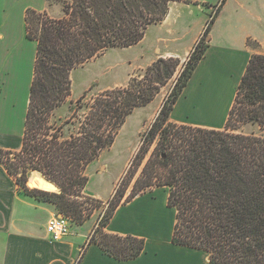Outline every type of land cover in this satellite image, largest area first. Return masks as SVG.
<instances>
[{"label":"trees","instance_id":"16d2710c","mask_svg":"<svg viewBox=\"0 0 264 264\" xmlns=\"http://www.w3.org/2000/svg\"><path fill=\"white\" fill-rule=\"evenodd\" d=\"M172 1L46 0L48 10L62 5L55 18L46 11H25L26 36L36 42L33 77L21 147L18 152L0 149V164L24 194L53 204L72 223H85L91 212L78 202L93 201L84 194L86 169L112 146L125 119L151 103L172 79L180 60L159 58L141 80L131 79L126 87L88 101L83 94L63 123L51 122L71 94L70 73L110 49L138 44L149 26L166 18ZM208 32L209 26L204 35ZM207 49V42L199 40L183 63L147 133V144L157 139L160 160L151 171L150 162L145 165L147 180L135 182L126 202L144 188L163 187L167 207L175 211L173 245L205 252L210 264H264V56L250 57L222 130L173 132L169 121ZM247 128L259 133L243 134ZM33 171L55 183L60 193L31 188ZM118 206L105 212L91 242L117 260L135 259L145 248L144 239L103 232Z\"/></svg>","mask_w":264,"mask_h":264},{"label":"crops","instance_id":"0c3cea01","mask_svg":"<svg viewBox=\"0 0 264 264\" xmlns=\"http://www.w3.org/2000/svg\"><path fill=\"white\" fill-rule=\"evenodd\" d=\"M189 5L193 3L172 1L166 18L149 26L138 44L124 49L143 50L142 59L148 60L145 66L159 58L187 59L205 31L202 24L204 12L200 13L198 6L191 10ZM224 10L220 11L221 16ZM37 11L48 13L47 3ZM244 15L245 19L238 22L227 15V29L213 30L212 26L220 17L215 18L209 29L208 49L173 106L171 123L186 125L188 122L196 124L197 128L223 129L216 128L224 127L226 123L250 57L264 56V7L246 10ZM221 39L227 42L220 43ZM35 57L36 49L33 68ZM21 143L22 133L19 138L0 134L2 150L18 152ZM85 195L97 198L88 191ZM54 216L60 214L53 204L24 194L0 164V264H210L205 252L171 243L175 211L167 207V195L140 193L119 205L103 228V232L109 235L144 239L143 252L130 260H117L105 254L90 241L91 228L85 232L71 229L62 240L52 241L46 225ZM87 224L89 222L80 227ZM153 242V253H149Z\"/></svg>","mask_w":264,"mask_h":264},{"label":"rangeland","instance_id":"374dc122","mask_svg":"<svg viewBox=\"0 0 264 264\" xmlns=\"http://www.w3.org/2000/svg\"><path fill=\"white\" fill-rule=\"evenodd\" d=\"M45 2L46 0H0V134L19 138L23 132L36 49L35 42L26 36L24 13L27 9L37 11L45 5ZM174 2L193 3V5H189L191 10L198 6L199 12H204L205 19L202 24L205 30L207 26L210 29L217 16L220 19L212 26V29H227V15L238 22L245 19L246 10L255 11V9L264 7V0H174ZM223 8L225 10L221 16L220 11ZM61 9L62 5L55 3L47 14L55 18ZM202 32L200 40L203 39L207 42L209 32L206 36L204 35L205 31ZM221 41L220 43L223 44L227 42L224 39ZM142 54L143 50L140 49L131 51L129 49H110L101 56L94 57L72 70L70 73L71 94L64 105L54 112L51 122L53 120L58 124L63 123L70 116L76 101L83 94H87L85 100L88 101L102 91L126 87L131 79H143L148 67L145 66L148 60L142 59ZM185 61L186 59L180 60L172 79L160 88L151 103L136 109L125 119L112 146L86 169L85 174L88 176L86 189L88 193L97 195V198L90 197L93 201L78 200L86 209L85 212L91 209L88 220H86L89 225L80 227L84 223L77 225L70 221V230L85 232L91 228L88 235L91 241L103 221L105 212L111 206L124 204L131 198L135 182L142 177L145 165L150 162L148 171L153 170L157 165L156 162L160 160L162 150L157 147V139L151 144H147V133ZM172 124L175 126L173 132H185L188 128H197L196 124H188V122L186 125ZM68 128V126L64 128L66 137L71 133ZM222 128L223 126L220 125L216 129ZM251 130V128H247L242 133H259L250 132ZM32 173L30 172L28 176L29 186ZM145 180H147V174L142 177V181ZM140 186L141 184L135 190H140ZM86 189L84 194H87ZM142 191L150 195H167L165 188L156 186L144 188ZM158 202L162 203L161 200ZM167 212L170 213V211ZM153 245L155 246L154 242L152 248H149V253H153Z\"/></svg>","mask_w":264,"mask_h":264},{"label":"built area","instance_id":"2783aa9c","mask_svg":"<svg viewBox=\"0 0 264 264\" xmlns=\"http://www.w3.org/2000/svg\"><path fill=\"white\" fill-rule=\"evenodd\" d=\"M46 232L52 241H60L70 233V219L62 215L52 217L46 225Z\"/></svg>","mask_w":264,"mask_h":264},{"label":"bare ground","instance_id":"6f19581e","mask_svg":"<svg viewBox=\"0 0 264 264\" xmlns=\"http://www.w3.org/2000/svg\"><path fill=\"white\" fill-rule=\"evenodd\" d=\"M31 186L41 191L59 193V190L54 183L48 181L40 173L36 171L32 173Z\"/></svg>","mask_w":264,"mask_h":264},{"label":"water","instance_id":"95a60500","mask_svg":"<svg viewBox=\"0 0 264 264\" xmlns=\"http://www.w3.org/2000/svg\"><path fill=\"white\" fill-rule=\"evenodd\" d=\"M209 41V37H207V42ZM34 172V171H33ZM59 193H60V191H59Z\"/></svg>","mask_w":264,"mask_h":264}]
</instances>
